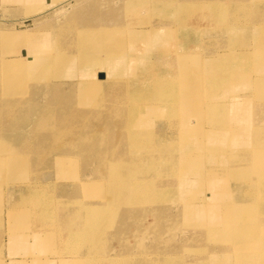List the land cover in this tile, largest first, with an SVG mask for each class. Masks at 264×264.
Returning a JSON list of instances; mask_svg holds the SVG:
<instances>
[{"label": "rangeland", "instance_id": "1", "mask_svg": "<svg viewBox=\"0 0 264 264\" xmlns=\"http://www.w3.org/2000/svg\"><path fill=\"white\" fill-rule=\"evenodd\" d=\"M28 1L31 0H0V264H61L87 257L92 258L93 264H148L157 260L166 264H264V258L258 261L256 256L261 248L264 249V236L258 241L255 239L254 243L242 241L243 246H239L235 237L223 232L229 227L220 225V228H216L213 226L215 220L208 222L215 206L221 208L226 198L236 197L237 185L246 187L257 184L262 189L259 196H246L244 201L250 207L251 224L254 222L255 229L264 228V157L254 156L259 146L264 147V92L253 90L249 81L251 75L256 77L257 74L253 63L255 66L262 62L264 0H37L36 6H31ZM206 1L227 7L228 15L211 16L205 26L198 30L191 27L186 18H176L164 11H159L154 17L155 14L149 10V5L155 2L178 4ZM128 5L138 9H133L130 14L135 21L128 22L126 18ZM240 5L246 7L241 15L239 7L234 8ZM152 31L158 35V40L151 44L148 36ZM8 32L25 33L26 37L20 42L12 40L5 43L1 35ZM93 32H117V37L132 34L133 37L126 41V48L127 51L134 48L137 51H128L124 60L115 59L108 65L105 62L104 72L94 79L96 82L102 81L100 92L89 90L85 92L87 95L78 99L81 94L79 85L82 81L91 82V76L87 75L95 67L82 70L79 62L74 61L76 52L84 50L89 42H74L76 46L73 50L69 46L74 41V35ZM47 38L49 41L58 38L62 44L59 45L61 51L67 55L55 54ZM188 41L191 44L187 48L197 65H187L184 71L174 74L179 76L176 83L169 82L173 76L165 71L178 64L180 55L186 56L184 45ZM133 42L136 43L134 47ZM226 43L232 50L245 51L242 55L247 61L242 59L243 64L237 68L238 72L235 69L234 77L221 75L218 79L223 80L211 83L207 75L218 67L216 63L207 68L201 66L200 63L204 62L200 58L211 54V51H224ZM234 44L237 47L232 48ZM164 45L170 51L158 56ZM24 49L41 56L42 61L38 62L37 67L29 66L26 61L20 63L19 58H25L28 54L15 52ZM90 51L101 54L103 47L101 44L92 45ZM50 54L54 58L43 67ZM64 61L66 63L63 64ZM159 64L163 66L162 72L154 75ZM4 66H11L14 72L3 81ZM229 67L230 64L225 67L224 74L229 75L227 72L234 70ZM239 72L242 74L239 75ZM148 85L157 87L158 91L143 94L141 90L148 88ZM163 87H166L165 90ZM11 88L14 90L10 91ZM187 88L193 90L187 94ZM11 94L13 98H7ZM242 95L253 98L247 104L248 108L251 104L250 111L245 116L241 115L248 124L243 126L239 136L236 132L229 136L230 129L237 127L227 120L233 116L235 107V104H229L234 102L232 99ZM167 98H184L191 113L179 114V109L174 110L176 107L169 105ZM16 99L18 105L15 109L21 110L7 112V107ZM152 107L158 109L155 116L149 114ZM26 109L43 113L39 119L32 116L26 118ZM179 119H187L183 124L187 128L183 127V132L192 136V148L185 154L194 155L192 157L195 159L202 153L196 138L197 134L201 135V129L205 133L224 134L222 132L226 128L228 137L222 144L207 147L205 160L201 163H196L192 157L180 162L173 161L169 153H176L175 149L183 144L176 135L180 128ZM142 136H146V139H140ZM251 140L253 145L242 149V144ZM68 152H75L81 163L80 166L77 162V180H74L73 174H66L71 180L56 179L54 157ZM159 153L168 156L161 157ZM29 155H34L39 171L21 176L10 174L18 160H22L18 164L20 166ZM43 161L47 168L50 166V172L41 171L45 166H40ZM239 167L244 169L240 178L248 184H240L228 175L219 180L222 184L220 188L215 189L209 184V181H214L215 174L220 173L224 177ZM84 170H89L91 175ZM188 173L194 176L193 180H186ZM119 177L121 182L125 178L128 183L149 180L153 187H148L145 194L151 198L170 197L173 194L175 200L164 204L150 201L128 205V196L124 193L114 205L108 204L104 199L105 194L99 197L98 193L95 198L84 196L77 186L87 181L98 182L105 187L107 182L108 196L117 189ZM28 180L29 183L32 180L39 182L40 186L49 183V194L59 198L63 208L61 214L66 218L62 224L63 239L57 247L51 244L50 250H47L49 246L45 238L38 239L35 234L42 231L35 232L37 226L31 221L33 209L29 206L17 207L24 209L17 211L15 206H11L27 196ZM50 186L55 187L51 189ZM234 203L242 204L240 200ZM87 206L98 208V212L109 216L110 224L96 237L90 235L86 241L67 247L68 230L73 226L77 230L83 222V219L80 221L74 216L84 214L86 210L82 208ZM14 213L15 217L20 214L26 220L15 221ZM230 219L225 218L227 223ZM229 224L234 225V222ZM42 228L48 230V226ZM249 231H254V228ZM241 254L246 257L238 258Z\"/></svg>", "mask_w": 264, "mask_h": 264}, {"label": "bare ground", "instance_id": "2", "mask_svg": "<svg viewBox=\"0 0 264 264\" xmlns=\"http://www.w3.org/2000/svg\"><path fill=\"white\" fill-rule=\"evenodd\" d=\"M11 1L19 2V0H11ZM28 2L30 3L31 6H36L37 3H38L37 0H31V1H28ZM236 7H239L238 9H239V11H241L240 15L244 11V9H246V7L241 6V5L240 6H234V8H236ZM135 8L136 7L134 5H128L126 7L125 11L127 13L126 14V18H128L127 19L128 22L129 21H135V17L130 15L131 12L133 11V9H135ZM149 10L153 13V15L155 14L154 17H156L158 15L159 11H164V12H166L168 14L175 15L176 18H181V19L186 18V20L189 22L190 26L193 27V28L195 27V30H198L199 28H202L203 26H205V23L207 22L206 20L210 19L211 16H218V15H220L222 13H224L225 15H228V8L227 7L216 5L215 3H212V2H209V1H206V2H189V3L182 2V3H178V4L177 3H168V2H155V3H152L151 5H149ZM139 23L140 22H135V24H139ZM256 27H258V25ZM113 33L115 35L114 34H104V33H100V32H96V33H94V32L93 33H80V34L74 35L75 38H74L73 43H71V45L69 44L70 45L69 49L73 50V49H75V46H76V44L74 42H77V43L86 42V41L89 42L85 46L84 50L81 49V50H79V52L75 51L76 52L75 55H77V57L75 58V60L74 59L73 60L76 61L77 63L79 62L78 64L80 65L82 70H88L90 67H95V70L91 71V73L87 75V76H91V78H92L91 82H87V81H82L81 82L80 81L81 84L79 85L78 90L81 92V94L78 95V99H81L84 95H87V93H88L87 91H89V90H91V91L94 90L95 92L99 91V89L101 90V88L103 86V85H101L102 81L99 80V81L96 82V81H94V79H95V77L99 76L101 73L104 72L103 69L105 67V62H107V65H108V62L111 63V61L115 60V59L124 60L128 56V54H127L128 51H130V50H131L130 52H134L135 50L137 51V49H135V48L133 50L130 49V50L127 51V48H126V43H127L126 41L131 39V37H133L132 34H130V35L125 34L123 36L117 37L116 36L117 32H113ZM25 35H26L25 33L11 34V33L8 32V33L2 34L1 35V39L5 43H11L12 40L20 42V41H22L23 38L26 37ZM46 36H48V35H46ZM157 37H158V35L154 31L149 32V36H148L149 43H151V44L152 43H156L157 40H158ZM47 39L49 41V38H47ZM60 39L62 40V38H60ZM66 39H68V38H66ZM69 40L71 41V39H69ZM69 40H67V41H69ZM62 41H64V40H62ZM49 43L51 44L52 49L55 50V52H54L55 54H59V55L65 54V55H67L65 52L61 51V47L59 45H62V44H60L58 38H56L55 40L53 39V41H49ZM98 44L102 45L103 51L101 52V54L100 53H92L90 51L92 49V45L95 46V45H98ZM134 44H136V43L133 42V45H132L133 47L135 46ZM190 44H191V42L188 41L187 45L186 46L184 45V47L186 48L184 50V53L186 54V56H183L184 54L180 55L178 64H176V66H172L171 65L172 68L169 67L170 69L165 71L166 73H169V74H171V76H173V78L169 82L176 83V81H178L179 76L178 75L174 76V74H177L179 72L184 71L186 69L187 65H192L193 63L195 65H197V62L194 61V59L191 56L192 54L190 53V51L187 48V47L190 46ZM164 47L165 48H163L162 53H159L158 56H161V54H163L164 52L170 51V49L167 48V45H164ZM235 47H237L236 44H234L232 46V48H235ZM217 48H219V47H217ZM258 49L260 51L264 50V49L262 50L261 47H259V46H258ZM253 50H255V49H253ZM77 51H78V49H77ZM244 52L245 51H239L238 52V51L232 50L229 47L228 43H226L224 51L223 50L211 51V54H208L207 56L201 57L200 61L204 62V63H200V65L201 66L204 65L207 68L208 65L210 67V65H213L214 63H216V66L218 68L209 71V73L207 75V79L211 83H216L217 81H220V80L224 79V78L218 79V77L221 76V75H223V76H225L227 78H232V77L235 76L237 68L241 67L242 64H243L242 63V59H244V58H243L242 54ZM16 53L24 54V55L28 54L27 56H25V58H22V57L19 58V61H20V63H25V61H26V63L29 66H31V67H34V66L37 67L39 65L38 62L42 59V58H40L41 57L40 55L36 56L32 52H26V49L17 51V52H15V54ZM261 54H262V56H261L262 62H260L259 64H256L255 66H254V63H253V69H255L256 73H257V74H255L256 77H253L251 75L250 80H249L250 84H251L250 85L251 88L253 90H255L256 92H264V75L262 74L263 73V69H264V51ZM30 55L32 56V58L30 57ZM37 57H39V58H37ZM52 58H54V56L52 54H50L49 58L45 59V64H43V67L46 66L49 63V61L52 60ZM244 60L247 61L246 59H244ZM64 63H66V62L64 61L63 64ZM229 64H230L229 68L230 69L234 68V70H232V69L229 70L227 72V74H229V75H226V74H224L223 70ZM161 67H163V66L162 65L157 66V72L155 71L154 75H156V74L159 75L160 72H162L161 71ZM235 69H236V71H235ZM239 71H241V70H239ZM4 72H3V74H4L5 78L3 79V81L6 80V77L8 75H10L12 72H14V70H11V66H8V67L4 66ZM111 74H112V72H111ZM241 74L242 73L239 72V75H241ZM108 75H109V73H108ZM105 77L107 78V76H105ZM149 85H148V88H144L143 90H141L143 94H151V93H154V92L158 91L157 87H153V86H149ZM165 88L166 87H163L164 90H165ZM13 90H14V88H11L10 91H13ZM192 90H193V88H187L185 90V92L187 94H189ZM85 92H87V93H85ZM89 93H91V92H89ZM13 94H15V93H13ZM13 94L7 96V98H13ZM18 98H20V97L18 96ZM168 99H169V101H168ZM178 99H180V100H178ZM249 99H253L252 96H250V95L243 96L242 95L240 97L232 99V101H234V102L232 104H229L230 106L235 104V107H234V111L232 113L233 116L231 118H227V120H228V122L230 124H236L237 125V127L230 129L229 136H231V134L233 132H236L237 134L238 133H242L243 126L248 124L247 121H243L241 115L245 116L247 114V112L250 111L249 109L251 108V104H250L249 108L247 107L248 102H250ZM25 100L27 102H29L28 99H25ZM166 100L168 101L169 105L171 104L173 107H176V108H173L174 110L179 109V111H180L179 114L188 115V114L191 113V108L187 104V102L184 100V98H177V99L167 98ZM118 102L119 101H116V103H118ZM236 104H237L238 107L236 106ZM16 105H18V100L17 99L13 101V104H11L10 106L7 107V112L16 113V111L21 110V109H15ZM260 107H261V104H260ZM238 108H239V110H238ZM150 110L151 111L149 112V114H152L153 116L157 115L156 111L158 109L156 107H152ZM260 111L261 110H259V113H260ZM25 113L27 114V115L26 114L24 115L26 118L29 117V116H32L33 118L36 117L37 119H39L42 116L43 112H41V111H29V110L26 109ZM238 115H240L241 117L238 116ZM186 120L187 119H183V120L179 119L178 120V121H181V122H180V124L178 123L180 125V128H179V130H177L178 134H176V135H178V139L181 140L183 142V144H182V146H178V148L175 149L176 153H169V156L174 158L173 161L180 162V161L189 159V157L194 156V155L185 154V152L188 149L190 151V149L192 148V136H190L188 132H185V133L183 132L184 128H187L186 125H183V124H185ZM254 120H255V118H254ZM34 123H35V121H34ZM200 132H201V135L197 134L196 138H197V142H198V145L200 147V150L202 149V153L196 159L194 157H192V159H194V161L196 163H201V161L205 160L206 150L209 147H215L214 145L222 144V142H225V139L228 137V135L226 134V128H225L224 132H222L224 134H210V132H208V131L206 132L207 133L206 134L202 129L200 130ZM261 133H263V132L261 131ZM238 136H239V134H238ZM140 139H146V136L145 137L142 136ZM263 140H264V138H263ZM43 143H45V142H43ZM46 145L47 144H45V146ZM252 145H253L252 140H251L250 143L245 142V143L242 144V149H245V148L248 149ZM255 146H258V145L256 144ZM64 147L65 146L63 145V148ZM259 147L260 148L257 149L258 152L255 153L254 156L255 157H264V147H263V145L259 146ZM217 151H219V150H217ZM159 156L164 157V156H168V155H164V154L160 155V153H159ZM186 157H187V159H186ZM54 158H56V160H54L55 161L54 168L56 170L54 178L71 180L70 176L66 175V174H73L75 176L74 180H77V162L78 163H80V162L77 160V158L75 156V152L73 154H70L69 152L68 153H64V154H57L56 157H54ZM239 158H240V156H239ZM21 161H22L21 159L18 160V162L16 164L17 165L16 168H13L12 170H10V174H14V175L19 174L21 176L22 174L25 175V174H28L30 172H33V173L35 172L36 173V172L39 171L36 168L37 164H35V163L37 161L35 160L34 155L27 156L23 160L22 164H20V166H19L18 164ZM105 164H106V162H105ZM43 165H45L44 161L41 163L40 166H43ZM80 166H81V163H80ZM106 170H108V166L106 167ZM41 171L50 172V166H48V168H47V166L45 165L44 167L41 168ZM252 171H256V170H252ZM81 172L82 171H80V173ZM84 172L86 174H90L91 175L89 170H84ZM99 172L102 173L101 171H99ZM99 172L96 171V173H99ZM128 172H131V170H129ZM220 172H221V170H220ZM243 172H244V169L242 167H239V168L233 169V171H231L228 174L225 173L226 175H224V177L220 173L215 174L216 177L213 176V180L214 181H209V184L212 187H214L215 189L216 188H220L222 186V184H221V181H219V180H221V178L222 179L223 178H227V175H228V177L230 176V177L236 179L240 184L241 183L248 184L247 182H243L242 179L240 178L241 175L243 174ZM186 176H187L186 180H188V181L189 180H193L194 176L193 177L190 176L189 173L186 174ZM48 178H49V176H48ZM12 181H13V178H12ZM122 181L123 182H121V177L117 178V182H116L117 189L114 191V193L112 195H108V196H107V189H106L107 186H108L107 182H105L106 183L105 187H103L98 182H90L89 183L87 181H82L77 186L81 188L82 194L84 196H89L90 198H95L98 193L100 194L99 197L102 194L103 195L105 194L106 196L104 197V199L107 200L108 204H114V205L117 204V202H118L117 198L120 195H123L124 193H126V195L128 196L127 199H126L128 205H131V204H133V205L145 204L147 202L150 203V201H155V202H159V203H163L164 204V203H170L173 200H175L173 194L170 197L169 196L168 197L161 196L160 198L157 197V196H154V197L151 198L147 194H145V191L148 190V187H153L151 181L149 182V180H146V179L142 180V181L133 180L131 183H128L125 180V178H122ZM28 183H29V180H28ZM17 184H14V186H16ZM29 184L30 185L27 186V191H28L27 196L24 197V199L22 198V200L18 204H16V205L14 204V205H11V206H15L17 211H23L24 209L23 210L22 209L19 210V209L20 208H24V207H28V206L33 209V211H34L32 213L33 216H31V217H33V219L31 217L30 218H31V221L33 222V224H35L37 226V228H35V232H36V230H38V231L41 230L42 231V232H38V233H35V234L37 235L38 239L40 238V239L44 240V238H45V242L49 246V247H47V250H50L51 249V244H52V246H54V247L56 246L57 247V245L60 244L62 239H63L64 228L62 227V224H63V222L66 219V218H63V215L61 214L62 213L61 209H63V208H62L61 203L59 202L60 199L57 197V195H56V197L59 199V201H58V199H56L55 197L53 198L49 194L50 193L48 191V185H50L49 183L48 184H43V186H40L39 182H35L34 180H32V181H30ZM52 187H51V189H52ZM236 187H237V188H235V192L237 193L236 197L232 196L231 198L230 197L226 198L224 203L221 205V208L215 206L213 208V211L210 212V215H209L210 219H209L208 222L212 223V221L215 220V223L213 224V226L216 227V228H217V226H219V228H220V225H223V227H229V229L224 230L223 232L224 233H228L231 237H235V242L238 243L237 245L243 246L242 241L246 242V243H254L255 239H256V241H258V239L261 236L262 237L264 236V228L263 227L255 229L256 226L253 225L254 222L251 224V220L253 221V219H252V216H251L252 214H251V212L248 209L250 207H249L248 202L244 201V198L246 196H249V198H254V196H259V193L262 191V189L259 188V186L257 184H248V185H246V187H244V185H242V186L237 185ZM162 189L163 188H161V190ZM60 190L61 189H59L58 191H60ZM77 191H79V190H77ZM156 193L157 192H155L154 194H156ZM54 196H55V193H54ZM111 197H113V199H111ZM110 200H112V201H110ZM235 200H240L242 202V204H240V203L239 204H235L234 203ZM131 202H137V203H131ZM7 203L9 204V202H7ZM69 205L67 207H71ZM30 208H28V209H30ZM82 209L86 210L85 213L82 212V210H81V212L84 213V214H80V215L78 214V216H74L73 215L74 217L80 218L79 219L80 221H81V219H83V222L80 223V225H79L80 227L79 228L77 227V230H76V228L74 229V226H73L72 229L68 230V232H69V237L68 238L69 239L66 242L67 247L73 246V245L77 244L78 242L86 241L90 235H92L93 237H96L100 232L104 231L110 224V217L105 215V214H102V213L98 212V208L94 209V208H91L90 206H87L86 208L84 207ZM87 209L89 210V212H88ZM100 209L103 210L102 207ZM14 210H15V208H14ZM63 211L65 212V210H63ZM77 211H79V210H77ZM226 211H228L229 213H227ZM17 213H19V212H17ZM111 213L112 212H110V216H111ZM231 213H234V214H231ZM15 215L16 214L14 213L13 216L15 217ZM17 215L18 216L15 217V221H24V220H26V219H23V217H20V214H17ZM11 216H12V214H11ZM14 217H12V219H14ZM227 217L232 218V219L228 220V223L225 220V218H227ZM255 219H256V217H255ZM12 221H14V220H12ZM231 221L234 222V225H230L229 224ZM220 222H221V224H220ZM50 223H51V225H50ZM53 223H54V225H52ZM76 225H78V224H76ZM43 226L44 227L48 226V230H46V229L42 230ZM52 226H54V227H52ZM231 226L234 227V228L232 229ZM50 227H52V228H50ZM252 227L254 228V231L250 232L249 229L252 228ZM65 230H67V228ZM220 238H225V237L220 236ZM64 244H65V242H64ZM81 254H83V253H81ZM256 256H257L258 261L262 260L264 258V249L261 248L260 252ZM244 257H246V255L244 254V256H242V254H241V256L238 257V258H241V259L243 258L244 259ZM250 257H251V255H249L248 258H250ZM55 258H57V257H55ZM74 261L75 262H72V263H68V261H67V263H61V264H93V263H91L92 262V258H90V257H87L85 259H78V260H74ZM157 261H152V262H150L148 264H151V263L152 264H166L165 261H162V263H158ZM146 262H147V260H146ZM246 263L247 262H243L241 264H246ZM249 263H251V262H249ZM38 264H40V263H38ZM47 264H49V263H47ZM136 264H138V263L136 262Z\"/></svg>", "mask_w": 264, "mask_h": 264}]
</instances>
